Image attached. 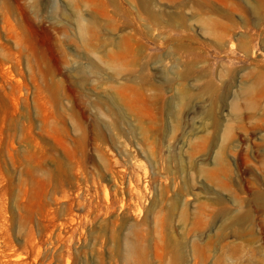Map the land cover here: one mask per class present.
Masks as SVG:
<instances>
[{
    "label": "rangeland",
    "instance_id": "obj_1",
    "mask_svg": "<svg viewBox=\"0 0 264 264\" xmlns=\"http://www.w3.org/2000/svg\"><path fill=\"white\" fill-rule=\"evenodd\" d=\"M0 264H264V0H0Z\"/></svg>",
    "mask_w": 264,
    "mask_h": 264
}]
</instances>
